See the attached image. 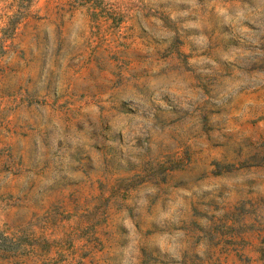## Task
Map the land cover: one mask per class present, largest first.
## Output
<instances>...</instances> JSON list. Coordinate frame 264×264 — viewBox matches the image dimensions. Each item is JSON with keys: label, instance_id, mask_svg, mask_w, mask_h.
I'll list each match as a JSON object with an SVG mask.
<instances>
[{"label": "rangeland", "instance_id": "rangeland-1", "mask_svg": "<svg viewBox=\"0 0 264 264\" xmlns=\"http://www.w3.org/2000/svg\"><path fill=\"white\" fill-rule=\"evenodd\" d=\"M0 264H264V0H0Z\"/></svg>", "mask_w": 264, "mask_h": 264}, {"label": "trees", "instance_id": "trees-1", "mask_svg": "<svg viewBox=\"0 0 264 264\" xmlns=\"http://www.w3.org/2000/svg\"><path fill=\"white\" fill-rule=\"evenodd\" d=\"M0 239H2V238H1V234H0ZM3 251H4V249H0V254H1Z\"/></svg>", "mask_w": 264, "mask_h": 264}]
</instances>
